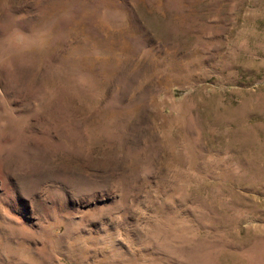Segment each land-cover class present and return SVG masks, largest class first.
Returning a JSON list of instances; mask_svg holds the SVG:
<instances>
[{"label": "rangeland", "instance_id": "obj_1", "mask_svg": "<svg viewBox=\"0 0 264 264\" xmlns=\"http://www.w3.org/2000/svg\"><path fill=\"white\" fill-rule=\"evenodd\" d=\"M0 264H264V0H0Z\"/></svg>", "mask_w": 264, "mask_h": 264}]
</instances>
